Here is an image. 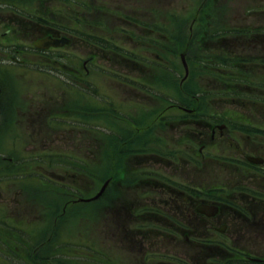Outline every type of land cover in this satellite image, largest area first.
Instances as JSON below:
<instances>
[{
    "label": "flooded vegetation",
    "instance_id": "1",
    "mask_svg": "<svg viewBox=\"0 0 264 264\" xmlns=\"http://www.w3.org/2000/svg\"><path fill=\"white\" fill-rule=\"evenodd\" d=\"M175 1L0 0V264L87 261L105 182L113 264H264V0Z\"/></svg>",
    "mask_w": 264,
    "mask_h": 264
},
{
    "label": "rangeland",
    "instance_id": "2",
    "mask_svg": "<svg viewBox=\"0 0 264 264\" xmlns=\"http://www.w3.org/2000/svg\"><path fill=\"white\" fill-rule=\"evenodd\" d=\"M192 0H176L174 3H178L179 6H184L185 9H189L191 6ZM171 7V6H169ZM215 104L222 105L225 104V102H228L227 97H216ZM239 99V100H238ZM236 100L238 102H236ZM234 102L231 101L232 104L240 105L241 101L245 100V97H237ZM253 100L259 102V97L253 98ZM234 110V109H232ZM260 116H263L262 113L259 114ZM264 120V118H261ZM89 172L93 170L95 173V168H93L89 163ZM111 166V163L108 166ZM94 179V176L92 177ZM90 179V178H89ZM72 181L78 183L79 182V176L75 175L72 178ZM78 193V192H77ZM76 194V193H75ZM78 195V194H76ZM83 210L79 212L76 215H73L72 222L70 223L69 227L71 228V233L80 231L81 227L87 228V236H86V243L88 245L87 253V261L81 258V254L85 253L84 250H79V246L75 245V243L80 245V241L73 239L72 242V256L69 258V264H100L99 257L102 256L104 259V263L107 264H113L115 263V256H117L118 251L115 248L117 245V242L113 241V238L111 237L109 232H106V228H108L110 220V213L105 212L104 213V220L101 221L99 219L100 215L97 214L96 207L94 205H83L81 206ZM80 217H83L81 219H78ZM104 223V224H103ZM107 224V225H106ZM247 237V236H246ZM251 244L254 245H264L263 240L260 238L257 240V242L252 241ZM114 247V248H111ZM130 254V255H129ZM131 255H134L133 258ZM123 264H129V261L137 262V260L140 258L139 255L131 254V252H128L127 250H121L119 257H118Z\"/></svg>",
    "mask_w": 264,
    "mask_h": 264
},
{
    "label": "trees",
    "instance_id": "3",
    "mask_svg": "<svg viewBox=\"0 0 264 264\" xmlns=\"http://www.w3.org/2000/svg\"><path fill=\"white\" fill-rule=\"evenodd\" d=\"M218 264H228L227 258L224 256L220 257V261H217ZM229 264H251L250 262L243 261L240 257L238 256H232Z\"/></svg>",
    "mask_w": 264,
    "mask_h": 264
},
{
    "label": "water",
    "instance_id": "4",
    "mask_svg": "<svg viewBox=\"0 0 264 264\" xmlns=\"http://www.w3.org/2000/svg\"><path fill=\"white\" fill-rule=\"evenodd\" d=\"M52 42L49 38H46L45 40H42L41 41V44L43 46H49V45H52ZM105 185L100 189V191L94 196L92 197L91 199H86V200H81V201H84V202H89V201H92V200H95L97 199L103 192V189H104Z\"/></svg>",
    "mask_w": 264,
    "mask_h": 264
}]
</instances>
